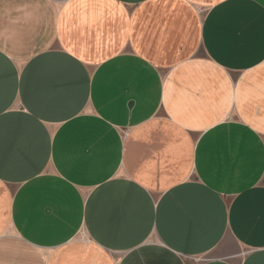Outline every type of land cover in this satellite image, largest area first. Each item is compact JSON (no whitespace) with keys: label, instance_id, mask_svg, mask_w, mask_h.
Masks as SVG:
<instances>
[{"label":"crops","instance_id":"1","mask_svg":"<svg viewBox=\"0 0 264 264\" xmlns=\"http://www.w3.org/2000/svg\"><path fill=\"white\" fill-rule=\"evenodd\" d=\"M0 264H264V0H0Z\"/></svg>","mask_w":264,"mask_h":264}]
</instances>
